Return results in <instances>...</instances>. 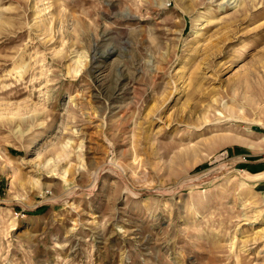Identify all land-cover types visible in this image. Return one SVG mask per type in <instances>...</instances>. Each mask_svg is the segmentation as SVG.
Returning <instances> with one entry per match:
<instances>
[{
    "label": "rangeland",
    "instance_id": "1",
    "mask_svg": "<svg viewBox=\"0 0 264 264\" xmlns=\"http://www.w3.org/2000/svg\"><path fill=\"white\" fill-rule=\"evenodd\" d=\"M250 160L264 0H0V264H264Z\"/></svg>",
    "mask_w": 264,
    "mask_h": 264
},
{
    "label": "crops",
    "instance_id": "2",
    "mask_svg": "<svg viewBox=\"0 0 264 264\" xmlns=\"http://www.w3.org/2000/svg\"><path fill=\"white\" fill-rule=\"evenodd\" d=\"M251 163H255L256 165H252ZM248 164H251V167H255V166H264V160H250L249 162H248ZM248 173V172H247ZM264 172H260V174H263ZM251 174V173H250ZM255 174H257V175H259V173H255ZM261 181V180H260ZM262 181H263V179H262Z\"/></svg>",
    "mask_w": 264,
    "mask_h": 264
},
{
    "label": "bare ground",
    "instance_id": "3",
    "mask_svg": "<svg viewBox=\"0 0 264 264\" xmlns=\"http://www.w3.org/2000/svg\"><path fill=\"white\" fill-rule=\"evenodd\" d=\"M263 176H264L263 174H259V175H257V174L256 175H249L248 174V177H253V178H256L257 180L261 179Z\"/></svg>",
    "mask_w": 264,
    "mask_h": 264
}]
</instances>
